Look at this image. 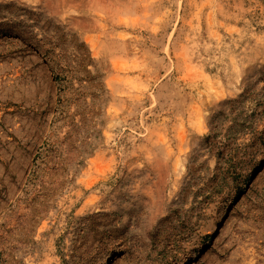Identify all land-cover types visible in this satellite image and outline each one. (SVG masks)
I'll return each instance as SVG.
<instances>
[{"label": "rangeland", "instance_id": "1", "mask_svg": "<svg viewBox=\"0 0 264 264\" xmlns=\"http://www.w3.org/2000/svg\"><path fill=\"white\" fill-rule=\"evenodd\" d=\"M0 264H264V0H0Z\"/></svg>", "mask_w": 264, "mask_h": 264}]
</instances>
